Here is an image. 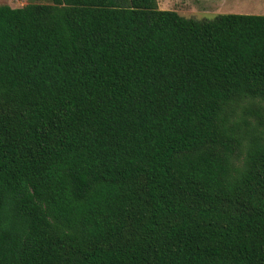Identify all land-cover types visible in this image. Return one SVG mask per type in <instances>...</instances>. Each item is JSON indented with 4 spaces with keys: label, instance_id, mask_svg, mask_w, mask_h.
Listing matches in <instances>:
<instances>
[{
    "label": "trees",
    "instance_id": "obj_1",
    "mask_svg": "<svg viewBox=\"0 0 264 264\" xmlns=\"http://www.w3.org/2000/svg\"><path fill=\"white\" fill-rule=\"evenodd\" d=\"M0 4V264H264V15Z\"/></svg>",
    "mask_w": 264,
    "mask_h": 264
},
{
    "label": "rangeland",
    "instance_id": "obj_2",
    "mask_svg": "<svg viewBox=\"0 0 264 264\" xmlns=\"http://www.w3.org/2000/svg\"><path fill=\"white\" fill-rule=\"evenodd\" d=\"M26 0H0V4H6L10 7H19L24 5ZM211 0H156L159 9H174L182 16L186 17H212L217 13H232L235 11H251L253 9L238 7L215 8L210 7ZM209 8H208V7ZM259 10V9H257Z\"/></svg>",
    "mask_w": 264,
    "mask_h": 264
},
{
    "label": "crops",
    "instance_id": "obj_3",
    "mask_svg": "<svg viewBox=\"0 0 264 264\" xmlns=\"http://www.w3.org/2000/svg\"><path fill=\"white\" fill-rule=\"evenodd\" d=\"M209 6L215 7V8H224V7L231 8V7H234L236 9L238 7H242V8L246 7V8L253 9V10H251V11H235L232 13L264 15V0H211V3ZM257 9H259V10H257ZM217 14H219V13H217Z\"/></svg>",
    "mask_w": 264,
    "mask_h": 264
}]
</instances>
